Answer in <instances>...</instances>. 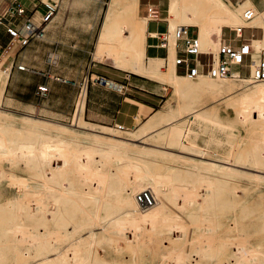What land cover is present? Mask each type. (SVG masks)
<instances>
[{
  "label": "bare ground",
  "instance_id": "6f19581e",
  "mask_svg": "<svg viewBox=\"0 0 264 264\" xmlns=\"http://www.w3.org/2000/svg\"><path fill=\"white\" fill-rule=\"evenodd\" d=\"M138 3L139 0H111L109 10H107L108 25H106V29L119 27L121 26L120 22H128L134 31L144 34L147 19L139 17ZM242 10L243 7L228 3L227 0H168L166 19L172 32L181 25L197 27L201 49L205 50L211 46L210 38L213 36H217L220 42L224 27L245 26L243 18L245 19L246 11L243 14ZM161 13L164 19L162 9ZM118 16L122 19L116 18ZM146 16L149 20L148 15ZM245 21L250 20L245 19ZM173 40L171 39V41ZM1 69L0 91L2 89L4 91L5 87L2 88V86L8 77ZM156 70L153 66L149 68V72L152 74ZM185 76L179 77L175 72H172L166 77V81L175 88L174 95L166 104L167 110L159 113L139 131L133 133L136 138L143 137L145 139L144 136H148L153 128L167 125L154 138L163 143L177 146L184 153L195 155L194 153L202 148L201 142L195 145L187 141L190 124L195 120L200 119L216 124L221 129L228 131L231 136H234L237 123L250 121L264 125V83H244L245 86L252 87L239 93L236 85L241 81L236 79H219L206 75ZM2 97L3 95L0 93V104ZM208 97L215 100L219 98V104L199 108L198 104L202 98ZM173 101L177 103L175 108L172 106ZM217 103L215 101V104ZM228 108H233L232 114ZM256 113H258L257 117ZM15 116L0 110V195L6 190L4 181L9 179L13 182L12 184H16L19 192V195L6 198L0 204V243H8L13 253L7 263L3 262L5 250L0 248V264H29V260L23 258V255L32 249L40 256L39 264H93L90 250L92 241L99 236L96 233L98 227L103 231L101 237L107 235L112 237L113 234H117L123 238L129 231H133V234L140 232L144 222H149L151 228L156 223L160 224L170 229V232L175 225L184 229L188 223L184 221L183 214L195 204L198 205V219L208 220L212 223L216 218L214 215L216 204L219 201L220 174L224 180L229 181L238 177H249L254 179L257 184L260 180L264 182V176L256 175L257 173L252 174L253 172L249 173L246 170L251 168L263 172L264 144H257L249 149L241 148V145L238 144L234 146L229 156H218L219 159L215 160L206 159L199 162L195 158L181 156L190 162H187L186 167H182L179 178L174 179L172 173L148 174L142 162L132 157L126 150L127 140L132 139L117 135L118 129L91 126L81 120L75 125L82 128L89 127L94 131L99 128L101 129V131L98 130L100 133L108 134L107 136L93 133L92 139L84 142L78 134L85 131L74 127L72 129L46 119L34 118L30 115L21 117L24 120L21 128L29 133L20 135L17 133L18 127L13 124ZM234 116H239V119L236 120ZM249 124L252 125V123ZM122 132L132 134V132ZM262 138L264 139V136ZM64 142H69V145ZM5 143H8L6 147H4ZM164 154L172 155L166 151ZM56 158H61L63 164L53 165L52 162ZM5 162L9 163L10 170L4 166ZM21 165L27 170L35 172V183L28 184L22 180L23 177L16 174V168ZM113 166L116 167V172L111 170ZM59 171H70L77 174L80 178L81 192L77 193L70 187H65L63 176L57 178L54 176ZM116 176L119 178V182L114 184L112 181ZM8 183L10 184V182ZM241 184L240 182L239 185ZM144 190H150L153 193L156 199L153 206L145 207L138 203L136 195ZM228 194L231 201L237 202L236 206L241 205V201L244 202L246 199L245 196L232 189ZM66 197H72L76 201L90 199L95 204L94 213L89 215L86 225L90 227L88 237L91 238V241L88 239L86 242H74L69 246V249H65L63 243L67 244L70 238L78 235L84 224L75 225L73 230L66 229L68 223L63 222L64 214L62 212V204ZM182 198L188 199L189 207L183 206L182 202L179 203ZM111 204L117 205L120 208V213L104 216L103 210ZM252 208L255 207L252 206ZM205 210H208L210 214L205 215ZM245 210L251 211V208ZM246 211L235 212V216L233 214V222L230 223L232 230L239 227L241 219L247 216ZM48 214L52 215V221L48 218ZM201 224L203 223L201 222ZM146 225L149 224L146 223ZM209 225L208 232H211L214 230V226ZM186 228L188 229V227ZM143 230L145 231L144 227ZM143 234L141 233L140 237L138 234L136 236L140 240ZM208 237L209 235H206L207 239ZM112 238L119 240L121 237L119 239L118 237ZM125 240H129L130 245L135 244V240L130 237L128 239L125 237ZM211 250L212 256H215L218 247L214 246ZM67 251L70 253L68 254ZM182 253V257H178L175 264H189L188 256L184 252ZM255 255L249 245L242 244L238 248L234 247L231 254L234 261L227 264H264V259H258ZM206 256H208V252Z\"/></svg>",
  "mask_w": 264,
  "mask_h": 264
},
{
  "label": "crops",
  "instance_id": "0c3cea01",
  "mask_svg": "<svg viewBox=\"0 0 264 264\" xmlns=\"http://www.w3.org/2000/svg\"><path fill=\"white\" fill-rule=\"evenodd\" d=\"M47 1L0 0V4L6 3L0 9V14L4 16V25L0 27V68L8 77L2 86L5 87L4 91H0L3 95L0 107L7 101L19 110L34 112L41 117L58 120L73 118V122L84 120L96 127L116 129L121 126L122 131L126 132L138 126L132 131L134 133L167 110V100L162 109H158L167 89H175L166 81V77L172 72L179 77L186 76L176 65L175 41H171L169 48H163L155 37V34L170 29L166 18L148 20L142 13L145 9L139 0V17L147 19L144 34L134 31L128 22H120L121 26L106 29L109 0L95 48L91 52L93 56L88 60L87 46L93 44L96 30L92 24L88 25L93 0H53L59 11H55L53 19L47 24L44 39H32L27 45H22L19 39L13 40L7 32V26L11 25L17 27L22 35L26 34L23 19L12 8L25 7L26 15L39 24L47 11ZM227 1L243 9L250 5L256 11L257 15L246 21L243 36L252 40L256 52H259L264 47V0ZM73 8H81L84 12L89 9V12L76 18L70 12ZM116 18L122 19L119 16ZM159 23L165 24V28H152V25ZM224 28L222 36L225 34ZM247 30H258L260 35L250 37ZM239 40L235 39V42L239 43ZM212 41L214 47L219 45L215 39ZM19 65L25 66V69H19ZM151 66L157 69L154 74L149 72ZM87 76L104 77L111 85L92 81L82 93L79 87L61 80L79 83ZM41 87H46L47 91L41 93ZM166 126L153 128L148 136H157Z\"/></svg>",
  "mask_w": 264,
  "mask_h": 264
},
{
  "label": "rangeland",
  "instance_id": "374dc122",
  "mask_svg": "<svg viewBox=\"0 0 264 264\" xmlns=\"http://www.w3.org/2000/svg\"><path fill=\"white\" fill-rule=\"evenodd\" d=\"M108 1L109 0H93L91 3L92 13H88L89 9L87 10L85 9V11L87 12H84V10L81 8L78 9L73 8L72 9L73 11H70L72 12L71 13L72 16L76 18H78V16H82V14L84 13H88L90 16L88 20V25L92 24L93 27L96 29L94 34L93 44L89 43L87 46L88 60L91 59L93 56L91 52L95 48L96 39L102 21L104 19L105 10L107 8ZM160 1H162L160 8L162 9V12L164 14L163 16L164 18H167L168 15H167L166 7L168 0H141V7L144 9L145 5L148 2L160 4ZM238 1L240 0H233V2H238ZM47 2L55 6L53 0H49ZM5 6L6 3L2 2L0 4V9H2ZM249 8L253 9L252 6L248 5L245 9L242 10L243 14ZM56 10L59 11V7H57ZM142 13L145 14L144 12ZM142 13L141 16L143 17ZM243 21L247 23L244 18ZM152 28L162 29L165 28V24H160V23L154 24L152 25ZM224 31H225L224 36L226 38H236V34L230 30V27H225ZM247 34L250 37H255L260 35L258 30H247ZM213 39L219 42L218 37L213 36L212 38H210L211 46L209 48H206L205 50L218 48V46L214 47V43L212 41ZM198 59L201 61V63H207L209 57L207 55H199ZM248 72H249V68H245L243 71L244 74H248ZM188 80L191 79L188 78ZM239 83L236 85L237 89H239L238 90L239 93L247 90L248 88L250 89L252 87V86L251 87L245 86L244 83L241 82ZM173 92L174 91L172 88L169 87L167 89V92L164 96V101L160 104L158 109H162L165 101L167 100L168 102L170 100V98L173 96ZM218 100L209 97L206 99L202 98V100L198 104L199 105L198 107L203 108L205 106L211 107L210 105L212 106L218 105L219 104ZM215 101L216 103L217 102L218 103L215 104ZM6 102L3 103L2 107H0L1 108L0 110L16 115L13 124L16 127H18L17 133H20V135H27L29 133L25 129L21 128L23 126L22 124L24 121L23 118L21 117L30 116V115L34 118L38 117V118L51 119L60 122V124L66 125L67 127H71L72 129L75 128L80 131L81 130L85 131L88 134L85 132L78 134L80 139L84 142L90 141L92 139L91 135L93 133H100L99 131H101V129L99 128H97L94 131L91 130V128L89 127L88 128L78 127L75 125L77 121L73 122V118L70 120H58L55 118L41 117L34 112H25L19 110L12 104L10 103L8 104ZM175 104L177 103L173 101L172 105L174 107H177V105L175 106ZM228 111L232 114L233 108H228ZM257 116L258 113H256V117ZM234 117L236 120L239 119V116H234ZM79 122H81V120ZM249 123H252V125ZM245 124L247 126H244ZM137 127L129 131L132 132L136 130ZM116 129H118V131H116L117 135L132 139V140H127L128 144H126V150L132 157H135L142 162L148 174L152 175L157 173H161V174L172 173L174 179L179 178L180 173L182 172V167H186L190 162V160L181 158V156L195 158L199 162H201V160H206V159L215 160V159H219V157L229 156L234 146L235 145L237 146L238 144L241 145V148H246V149L252 148L257 144L259 145L264 144V139L262 138L264 136L263 123L262 125H260V123L257 124L250 121H248L247 123L245 122V123L235 124L234 136H231L228 131L221 129L216 124L207 123L204 120L198 119L195 120L193 123H191L188 130L187 141L195 145L201 142L202 144L201 150L198 152L196 151V153L194 154L206 158H201L193 154L184 153L182 152L181 148L174 145L163 143L162 141H159L154 137L151 138L150 136H144V138L146 137L145 139H143V137L136 138L135 137L136 135L133 134L134 132H132V134H127L122 132L123 129L121 128H116ZM100 134L108 136V134L106 133H100ZM64 143L66 145H69V142H64ZM7 145L8 143L7 144L5 143L4 147H6ZM165 151L172 153V155L164 154ZM56 159L52 162L53 165L63 164V160L61 158H58L57 160ZM3 164L8 170L11 169L10 166L8 168V164H9L8 162H5ZM241 169L244 170V168ZM111 170L113 172H116L117 169L115 166H113ZM246 170L249 173L253 172L252 174L257 173L256 175L260 174L264 176V169L262 170L263 172L261 171L259 172V170H255V169L252 170L251 168ZM15 172L21 178L23 177L22 180H24L28 184L35 183L36 181L35 172L27 170L22 165L16 168ZM54 176L56 178L58 176H63V184L65 187L68 188L70 187L71 190L76 191L77 193L79 191L81 192L80 178L77 176V174L72 173L70 171H59V173H55ZM219 180L221 183L220 190L218 193L219 201L216 204V210L214 215L216 218L214 219V221H212V223H210V221L208 220L201 221L198 219V214H199L198 205L195 204L183 214L184 221L188 223V226L186 225L184 229L179 225H175L174 229L173 230L171 229L170 232V229L165 228L160 224L156 223V225H154L151 228V224L149 222H144L142 223L143 225L142 230L137 234L138 236L141 235V233L144 234L146 233V234L145 235L143 234V237H141L140 240L138 239V236H136L137 234L135 233L133 234V231H129L127 236H124V238L120 235L116 234L117 235L116 236L115 234H113L112 237H118V239L121 237L119 240H117V238L115 239L110 237V235L101 237L100 235L103 234V231L101 230L100 227H98L96 228V233H98L99 236L97 237V239L96 238L94 239L95 241L94 240L92 241L93 244L90 250L91 252L90 255L93 264H175L177 258L182 257L183 255L182 252H184V254L188 256L189 264H227L228 262L234 261L233 258L231 257L232 250L234 249V247L238 248L242 246V244L249 245L253 249V252L256 254L255 255L256 258L261 260L264 259V182L263 180H260L258 184L254 182V179H250L249 177L248 178L238 177L234 180L229 181V180H224L221 174L219 175ZM4 182L6 183V184L4 183L6 190L5 193L0 195V204L6 198L19 195V192L17 190L18 187L15 186L16 185L15 183L12 184L13 182H11L10 179ZM8 182H10V184L12 185L10 186ZM112 182L114 184L115 182H119V178L116 176L115 178H113ZM240 182L242 183L241 185H239ZM255 186H257L258 188ZM231 189L246 197V199H244V202L241 201L242 203L241 205L236 206L237 202H233L230 200V196L228 192ZM184 199L185 198L180 199L179 203L182 202L181 204L183 206L189 207L188 199H185V201ZM255 200L258 201L255 202ZM94 206H95L94 202L91 201L90 199H83L81 201L80 200L76 201L72 197L65 198L62 204V212L64 214L63 222L68 223L66 229L73 230L75 225L84 224L78 235H75L72 238H70L67 244L66 242L63 243L65 249L67 248L69 249V246H71V244L74 242H79V241L86 242L88 239H90L91 241V238L88 237L90 234V227L86 225L88 224L89 221V215L94 213ZM172 206L174 205L172 204ZM252 206L255 208H252ZM246 208L247 209L251 208V211H246L245 210ZM243 211H246L245 213H247V216L241 219V224L239 225L238 228H236V230H232L230 228V223L233 222V217L237 212L242 213ZM102 213L104 216L117 215L120 213V208L117 207V205L115 204L114 205L111 204L108 207H106ZM204 213L205 215L208 213L210 214L208 210H205ZM47 216L52 221L51 219L52 215L48 214ZM201 222L203 224H201ZM242 222H245L246 224ZM146 223L149 225H146ZM209 224L214 226V230L211 232H208ZM205 225L206 227H204ZM143 227L145 231L143 230ZM186 227H188V229ZM202 234L203 235L205 234V236L203 237ZM206 235H209L208 239L206 238ZM125 237L126 239L130 237L133 240H135V244L130 245L129 240H125ZM210 237H212L213 239ZM235 237L237 239L239 238L241 242L239 241V239L237 240ZM122 238L124 241L122 240ZM234 239L238 241L237 243L240 242V244L237 245ZM221 245H223V247L220 248ZM214 246L218 247V251L215 254V256H212L211 248L212 247L214 248ZM0 248L5 250V255H4L5 259L3 258L2 261L7 263L8 258H10V256L13 255V253L10 250L9 244L5 242L0 243ZM178 252L181 255L180 254L178 255ZM207 252H208V256H206ZM69 253L70 252H68V254ZM23 258L28 259L29 264L32 263L39 264L40 256H38L37 252L32 249L31 251H28L27 254L23 255Z\"/></svg>",
  "mask_w": 264,
  "mask_h": 264
},
{
  "label": "built area",
  "instance_id": "2783aa9c",
  "mask_svg": "<svg viewBox=\"0 0 264 264\" xmlns=\"http://www.w3.org/2000/svg\"><path fill=\"white\" fill-rule=\"evenodd\" d=\"M45 6L47 11L43 14L39 24L26 15L25 7L12 8V11L23 19V27L26 30V34L22 35L17 27L8 25L7 32L13 40L19 39L22 45H27L32 39L45 38L46 26L53 19L57 8L50 3H45ZM144 9L150 20L163 19L159 4L148 2ZM244 16L246 20H251L255 16V11L249 8ZM2 25H4V16L0 14V27ZM196 28L190 25H181L173 32L168 29L166 32L155 34V37L159 39V45L163 48H169L171 39L175 40L176 65L181 67L180 72L196 77L206 75L219 79H236L250 84L264 82V47L256 52L252 44L253 41L244 38L243 30L246 26L230 27V30L236 34V38H226L223 34L216 52L201 49L200 35ZM235 39H240L239 43H236ZM199 55H207L209 57L208 62L201 63L198 59ZM18 68L25 69V66L19 65ZM245 68H249L248 74L243 73ZM61 80L79 87L82 93L86 91L92 81L106 86L111 85L110 81L104 77L87 76L79 83L68 79ZM40 90L41 93H44L47 88L41 87ZM136 199L139 204L145 207L153 206L156 203V199L150 190L139 192Z\"/></svg>",
  "mask_w": 264,
  "mask_h": 264
}]
</instances>
